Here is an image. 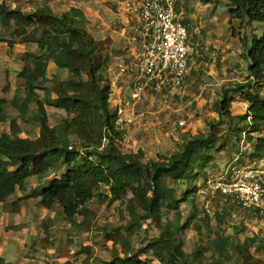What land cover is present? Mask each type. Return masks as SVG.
Segmentation results:
<instances>
[{"label":"trees","instance_id":"obj_1","mask_svg":"<svg viewBox=\"0 0 264 264\" xmlns=\"http://www.w3.org/2000/svg\"><path fill=\"white\" fill-rule=\"evenodd\" d=\"M229 2L233 18L264 22V0ZM0 22L10 35L9 38L0 33V41L11 47L16 43L37 45L35 51H26L22 56L24 66L17 77L23 90L12 103L21 107L36 103L40 124L36 139L21 137L16 121L12 133L0 135V203L18 192L27 194L28 185L34 180L28 197L40 199L48 209L62 205L66 218L72 222L79 213L83 214L87 224L95 215L88 203L102 187H107L110 204L124 202L130 219L112 233L106 232L114 251L111 260L101 264H153L154 259L158 264H203L199 252L182 253L179 239L181 232L192 227L196 215L182 224L171 220L164 224L163 216L179 212L182 203L190 201L194 182L205 175L216 159L214 151L224 150L234 139L246 138L253 147L251 157L264 158V32L261 36L242 37L243 55L249 62L248 77L223 88L221 98L215 102L219 119L208 121L206 132L187 138L169 156L144 161L142 150L122 153L116 145L121 132L118 114L110 101L111 81L105 76L111 39L94 38L76 8L57 14L44 5L27 12L0 2ZM184 22L190 33L187 20ZM50 62L69 77L56 79L49 89ZM39 90L45 91L44 97ZM21 93L23 100L18 103ZM234 95L248 104L244 114L232 113ZM7 104L8 100L0 96V122L7 120ZM47 104L65 110L69 117L50 125ZM183 183L188 191L181 195L179 185ZM23 196L13 201L12 211L20 212ZM144 221H151L161 233L135 246L134 230H141ZM227 242L228 238L216 242L214 247L220 256ZM255 244V237H245L242 243L235 244L244 264H264L252 252ZM0 264L14 263L0 256Z\"/></svg>","mask_w":264,"mask_h":264},{"label":"rangeland","instance_id":"obj_2","mask_svg":"<svg viewBox=\"0 0 264 264\" xmlns=\"http://www.w3.org/2000/svg\"><path fill=\"white\" fill-rule=\"evenodd\" d=\"M0 2L27 12L44 5H49L57 14L71 8L78 9L94 38L112 41L109 43L105 76L111 81L112 108L116 111L121 106L131 80L129 75H119L118 68L130 63L142 47L138 37L141 24L137 11H127L120 0ZM176 3L188 22L198 51L192 70L181 88H168L160 93L149 91L138 104L118 114L121 136L116 140L117 147L122 153L142 150L144 161L169 156L180 149L187 138L206 132L208 121L219 119L215 102L221 98L223 88L242 83L248 77L249 62L243 55L242 37L261 36L264 32V22L233 18L229 12V0H176ZM0 33L10 38L1 22ZM36 49V44L16 43L11 47L8 42L0 41V96L8 100L7 120L0 122V135L12 133V125L16 121L21 137L36 139L39 136L37 104L21 107L12 103L18 92L23 90L17 77L24 66L22 56L26 51ZM47 75L49 89L56 79L69 77L53 62L49 64ZM39 93L44 97L45 91L39 90ZM234 96L232 113L244 114L248 104L241 97ZM19 97L18 103L23 100L22 93ZM46 111L52 126L69 117L65 110L48 104ZM252 151V145L244 137L229 142L220 152L214 151L216 159L207 167L205 175L194 182L190 201L182 203L179 212L163 216L164 224L167 220L182 224L191 215H196L192 227L179 234L184 255L199 252L203 264L214 259H218L220 264H244L234 246L242 243L245 237H255L252 252L264 261V218L232 203L213 189L216 181L226 178L232 162L239 167L264 164V158L251 157ZM11 168L16 169V165ZM34 184V180L29 183L27 194ZM179 186L181 195L188 191L184 183ZM27 194L18 192L7 202L0 203V253H6V261L20 260L21 264H101V261L111 260L114 244L106 232L112 233L114 228L123 226L130 215L124 202L110 204L111 194L107 187H102L88 203L95 215L87 224L85 215L79 213L72 222L66 218L62 205L55 204L48 209L41 205L40 199L30 198ZM22 196L20 212L12 211L13 201ZM143 223L141 230H134L132 242L135 246L161 233L151 221ZM220 238H228L221 256L214 247ZM153 264H158V261L154 259Z\"/></svg>","mask_w":264,"mask_h":264},{"label":"built area","instance_id":"obj_3","mask_svg":"<svg viewBox=\"0 0 264 264\" xmlns=\"http://www.w3.org/2000/svg\"><path fill=\"white\" fill-rule=\"evenodd\" d=\"M127 11H137L141 50L134 59L118 68L119 75H129L127 95L117 114L138 104L147 92L181 88L197 55L184 15L176 0H120ZM226 178L213 189L232 203L264 218V164L239 167L232 162Z\"/></svg>","mask_w":264,"mask_h":264},{"label":"crops","instance_id":"obj_4","mask_svg":"<svg viewBox=\"0 0 264 264\" xmlns=\"http://www.w3.org/2000/svg\"><path fill=\"white\" fill-rule=\"evenodd\" d=\"M0 256L3 257V258L7 257L6 253H0ZM8 262H12V263H14V264H21V263H20V260H19V261H14V260H9V259H8ZM18 262H19V263H18Z\"/></svg>","mask_w":264,"mask_h":264}]
</instances>
